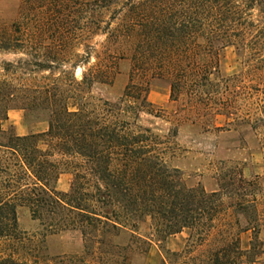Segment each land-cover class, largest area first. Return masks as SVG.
<instances>
[{
    "label": "trees",
    "instance_id": "trees-1",
    "mask_svg": "<svg viewBox=\"0 0 264 264\" xmlns=\"http://www.w3.org/2000/svg\"><path fill=\"white\" fill-rule=\"evenodd\" d=\"M256 1L264 5V0ZM21 7L11 23L0 19V52L30 56L4 61L7 77L0 81V264H131L132 253L148 255L155 240L186 229L191 231L186 249L168 253L163 264H242L241 235L256 230L251 221L241 227L239 215L247 205L228 206L221 192L189 187L180 170L168 163L170 136L161 138L138 121L152 108L148 94L153 80L167 82L171 99L196 111L199 120L242 109L250 99L231 91V79L221 75V50L229 36L218 28L234 14L245 34H264L250 21L249 1L240 6L229 0L146 1L144 50H138L144 57L134 58V75L121 101L102 105L92 101L91 86L116 76V60L131 52L124 46L131 33L118 30L113 60L97 64L95 75L84 73L77 81L61 71L66 60L60 57L69 48L65 31L71 25L64 1L22 0ZM205 20L212 30L208 45H201L196 41L204 37ZM219 40L226 43L218 46ZM46 41L54 46L47 47ZM254 45L263 51L264 39ZM30 64L35 69L26 68ZM20 69L27 76L45 71L52 76L40 85H20L14 79ZM250 104L264 109V96ZM12 109L43 114L48 130L27 136L6 130ZM173 133L177 136L178 129ZM63 172L74 177L65 193L52 188ZM19 207L30 209L46 235L79 233L84 253L46 255L42 240L19 231ZM148 219L150 235L141 238L138 227ZM126 235L129 242L120 244L117 240Z\"/></svg>",
    "mask_w": 264,
    "mask_h": 264
},
{
    "label": "rangeland",
    "instance_id": "rangeland-1",
    "mask_svg": "<svg viewBox=\"0 0 264 264\" xmlns=\"http://www.w3.org/2000/svg\"><path fill=\"white\" fill-rule=\"evenodd\" d=\"M63 1L64 15L71 25L65 31V36L69 38V48L65 50L66 56L60 57L66 60L61 71L74 74L77 81L83 79L84 73L95 75L97 64L108 65L113 60L112 57L116 56L114 35L118 30L127 29L131 33L132 37L124 43L125 49H130L131 52L125 58L116 60V76L110 81L97 80L90 89L92 101L96 104L102 105L105 101L120 102L134 75V58L144 57L140 56L138 50H144V3L148 0ZM229 1L234 6H240L244 2ZM248 1L252 5L250 21L254 23L256 30L264 29V5L256 0ZM21 6L22 0H0V19L6 24L11 23L19 18ZM227 16L229 19H226L222 28H218L221 33L229 36V40H226L229 41L228 45L221 50V75L225 79H231V91L250 100L242 102V109H234L235 114L216 117L208 115L199 120L196 111L182 109L180 103L171 99L167 82L153 80L148 94L152 108L150 113H141L138 125L153 129L161 138L170 136L168 163L180 170L189 187L202 186L209 193L221 192L223 201L228 206L234 203L247 205L248 208H242L239 215L241 227H247L251 221V227L256 230L241 235V248L244 251L241 261L242 264H264V122L259 120L264 119V109H254L255 106L250 104L264 96V70H261L264 65V50L260 51L254 45L264 39V34H245L237 15ZM204 23V37L201 36L196 43L208 45L212 26L209 20ZM226 41L219 40L218 46ZM45 45L49 47L51 44L46 41ZM105 46L110 51H106ZM18 59L25 61L30 56L0 52V81L7 77L3 62ZM74 64L77 65L72 68ZM26 68L35 69L32 64ZM25 71L20 69L14 76L20 85H40L46 77L52 76L50 71L27 76ZM61 71L55 73V77H59ZM66 77L69 78V75ZM138 79L137 75L135 81L138 82ZM24 114L26 125L36 127L38 124L36 129H44L45 132L48 130L49 124L42 119L43 114L26 111ZM4 128L8 130L12 127L7 121ZM175 129H178L177 136H173ZM14 132L17 135L15 130ZM73 179L72 173L63 172L52 184V188L58 192H69ZM18 223L22 236L43 241L44 253L49 257L84 253V243L79 233L66 231L46 235L41 223L33 219L27 207L18 208ZM150 228L151 221L148 219L145 223H140L136 234L146 238L150 235ZM129 236H122L117 241L127 245ZM190 237L191 231L186 229L164 241L155 240L150 254L132 253L131 264H163L170 257L168 253L184 251Z\"/></svg>",
    "mask_w": 264,
    "mask_h": 264
},
{
    "label": "crops",
    "instance_id": "crops-1",
    "mask_svg": "<svg viewBox=\"0 0 264 264\" xmlns=\"http://www.w3.org/2000/svg\"><path fill=\"white\" fill-rule=\"evenodd\" d=\"M24 111L18 109H12L9 112L8 124L16 131L18 136H27L31 134H39L45 132L44 129H36L35 126H29L24 123Z\"/></svg>",
    "mask_w": 264,
    "mask_h": 264
}]
</instances>
